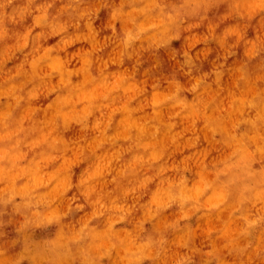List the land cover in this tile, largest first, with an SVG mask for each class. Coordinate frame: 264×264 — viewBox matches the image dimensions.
I'll use <instances>...</instances> for the list:
<instances>
[{"label": "clouds", "instance_id": "1", "mask_svg": "<svg viewBox=\"0 0 264 264\" xmlns=\"http://www.w3.org/2000/svg\"><path fill=\"white\" fill-rule=\"evenodd\" d=\"M0 264H264V0H0Z\"/></svg>", "mask_w": 264, "mask_h": 264}]
</instances>
